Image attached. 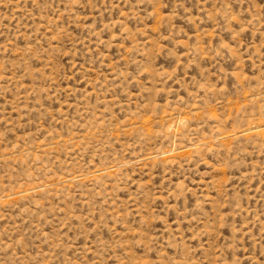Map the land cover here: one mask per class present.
I'll list each match as a JSON object with an SVG mask.
<instances>
[{
    "label": "rangeland",
    "instance_id": "obj_1",
    "mask_svg": "<svg viewBox=\"0 0 264 264\" xmlns=\"http://www.w3.org/2000/svg\"><path fill=\"white\" fill-rule=\"evenodd\" d=\"M0 264H264V0H0Z\"/></svg>",
    "mask_w": 264,
    "mask_h": 264
}]
</instances>
